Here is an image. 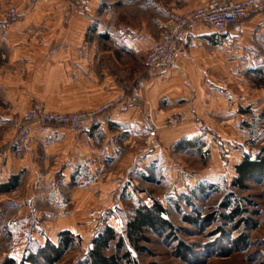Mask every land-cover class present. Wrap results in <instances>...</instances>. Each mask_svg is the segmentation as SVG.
<instances>
[{"label": "crops", "instance_id": "0c3cea01", "mask_svg": "<svg viewBox=\"0 0 264 264\" xmlns=\"http://www.w3.org/2000/svg\"><path fill=\"white\" fill-rule=\"evenodd\" d=\"M209 1L0 0V184L27 171L26 186L50 187L36 195L44 201L60 200L58 185H76L71 192L73 209L65 213L61 207L52 217L44 212L48 219L42 222L41 217L40 224L33 225L36 231H69L76 236L93 232L99 217L102 226L119 230L116 216L101 215L105 209L119 208L115 186L121 178L156 166L172 173V144L201 134L197 126L176 133L160 131L158 124L183 113L188 122L205 121L210 115L223 121L234 115L238 120L247 114L232 110L243 103L252 110L257 97L248 103L237 97L243 90V73L264 66V56L257 52L264 36L259 15H250L238 34L229 30L217 35L203 25L191 30L173 67L149 79L126 111L107 114L82 137L65 128L34 125L28 147L13 144V116L36 102L53 107H46L50 112H85L127 93L171 15ZM9 8L17 9L18 15L7 20ZM54 90L62 93H50ZM208 95L204 102L199 99ZM125 193L129 200L137 199L131 188ZM23 215L28 230L32 217ZM50 217L55 219L50 222Z\"/></svg>", "mask_w": 264, "mask_h": 264}, {"label": "rangeland", "instance_id": "374dc122", "mask_svg": "<svg viewBox=\"0 0 264 264\" xmlns=\"http://www.w3.org/2000/svg\"><path fill=\"white\" fill-rule=\"evenodd\" d=\"M262 38V43H258L257 52L259 54L261 51L264 56V36ZM261 69L253 73H243L239 80L243 90L237 99L239 101V98L244 97L248 103L257 97L255 99L258 101L252 105L253 111L250 107L244 106V103L243 107L241 104L235 107L232 103L233 112L238 111L241 115H247L238 116V120L233 115L227 121H223L220 116L210 115L205 121L188 122V114L183 113L186 118L180 124L170 126L167 124L168 119L163 121L157 125L160 131L189 132L191 128L197 126L201 134L199 137L191 138L193 148L184 147L179 150L177 143L172 144L171 149L174 150L172 155L176 160V167L172 169V173L164 167L156 166L142 174L126 175L121 178L119 186L116 184L115 192L118 193L117 199L119 198L120 202L117 201L115 205L119 208L114 212L109 208L105 209L101 216H115L121 213L127 216L140 202L150 206L152 200H157L167 210V218L172 226L162 234L150 232L147 234V242L141 244L143 250L131 254L136 263L264 264V178L247 182L244 190L230 187L235 177L234 166L242 160L243 155L253 157L258 149L264 147V66ZM143 71L144 68L140 70L136 79ZM53 92L62 93L60 90L50 91ZM206 97L210 98V95L199 99L204 102ZM187 99L194 101L197 97ZM35 105L42 106L48 111L47 106L41 102L34 103L26 110ZM20 115L21 113L13 116L15 136V125ZM184 140L185 138L180 141ZM200 144L202 146L199 147ZM27 178L28 172L23 171L20 187L15 192L0 195V263L5 258L20 260L30 253H35L46 241L57 245V233L36 231L33 225H39L41 217L42 222L48 219L44 217V212L51 214L52 217L61 207L60 210L64 209L65 213H69L74 207L71 192L76 187L75 182L58 185L59 201H44L41 196L36 195H40L39 192L44 195L50 187L26 186ZM199 184H202L205 192H198L194 196L191 191ZM127 187L131 188L137 199L129 200V194L125 193ZM34 195L39 197L36 202H33ZM229 204L232 207L225 209L224 207ZM235 207L238 208V212L229 221L225 216L231 215ZM23 214L32 217L28 230L26 216ZM51 217L50 222L55 219ZM101 220L99 217L98 223L92 228L93 232L76 235L73 248L65 252L56 264H87L91 240L97 232L95 228L99 225L100 230L102 227V224H99ZM122 253L123 251L113 247L105 252L106 255L118 256ZM39 262L45 264L41 260Z\"/></svg>", "mask_w": 264, "mask_h": 264}, {"label": "built area", "instance_id": "2783aa9c", "mask_svg": "<svg viewBox=\"0 0 264 264\" xmlns=\"http://www.w3.org/2000/svg\"><path fill=\"white\" fill-rule=\"evenodd\" d=\"M17 15L18 11L15 8L5 11L7 20ZM250 15L261 16L264 24V0H211L203 7L172 14L162 28L158 40L151 44L144 56L142 75L133 82L127 93L118 95L95 109L85 112H48L42 106L35 105L24 111L17 119L13 144L18 142L21 147H28L33 141L31 130L34 125L65 128L75 137H82L107 114L126 111L132 106L135 96L149 79L161 76L173 67L179 49L191 30L203 25L217 35L229 30L238 34ZM185 118V114H177L170 117L167 124L177 125ZM84 143L86 147H91L89 141L86 140ZM95 229L98 231L99 226Z\"/></svg>", "mask_w": 264, "mask_h": 264}, {"label": "trees", "instance_id": "16d2710c", "mask_svg": "<svg viewBox=\"0 0 264 264\" xmlns=\"http://www.w3.org/2000/svg\"><path fill=\"white\" fill-rule=\"evenodd\" d=\"M176 146L182 150L184 147L193 148L194 144L192 140H184L178 142ZM234 172L235 177L230 183L232 189L244 190L247 182L264 178V147L258 149L253 157L243 155L242 160L234 166ZM22 173L13 175L6 183L0 184V195L15 192L21 185ZM198 192H205L202 184L194 187L191 191L194 196ZM229 207L232 206L229 204L224 208L228 209ZM237 210V207L233 208L231 215H227L225 218L231 221L238 212ZM121 214H115L121 223L119 230L103 225L96 232L91 240L87 264H138L131 254L143 250L141 244L147 242V234L149 232L162 234L172 227L167 218V210L157 200H152L150 206L140 202L135 209L129 211L127 216ZM186 221L188 222L189 219ZM57 237V245L46 241L44 246L37 249L35 253H30L20 260L5 258L0 264H40L39 260L45 264H56L65 252L73 248L77 239L69 231H61ZM112 247L118 251H123L122 255H106L105 252Z\"/></svg>", "mask_w": 264, "mask_h": 264}]
</instances>
